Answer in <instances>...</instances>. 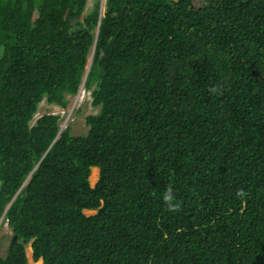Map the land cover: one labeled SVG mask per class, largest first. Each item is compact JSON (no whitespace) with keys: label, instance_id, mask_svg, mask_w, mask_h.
Wrapping results in <instances>:
<instances>
[{"label":"trees","instance_id":"1","mask_svg":"<svg viewBox=\"0 0 264 264\" xmlns=\"http://www.w3.org/2000/svg\"><path fill=\"white\" fill-rule=\"evenodd\" d=\"M87 1L0 0V264H264V0Z\"/></svg>","mask_w":264,"mask_h":264},{"label":"rangeland","instance_id":"2","mask_svg":"<svg viewBox=\"0 0 264 264\" xmlns=\"http://www.w3.org/2000/svg\"><path fill=\"white\" fill-rule=\"evenodd\" d=\"M101 11L104 10L105 0H98ZM97 0H88L84 13H87L91 10L93 5ZM68 105L65 109H61L55 105H51L42 101L38 110L34 115L33 120L30 124H33L34 121L43 114H55L60 117L59 128L64 130L66 127L70 129L71 134H82L87 130L85 125V117L90 114H95L97 110L91 106V97L90 93L86 92L82 87V90L74 96L67 97ZM93 186V185H90ZM85 215H93L95 211H84ZM11 231L6 225L3 218H0V256H3L7 250V247L11 240ZM26 256L29 264H34L31 258V249L29 246L25 248ZM42 262V261H41Z\"/></svg>","mask_w":264,"mask_h":264},{"label":"bare ground","instance_id":"3","mask_svg":"<svg viewBox=\"0 0 264 264\" xmlns=\"http://www.w3.org/2000/svg\"><path fill=\"white\" fill-rule=\"evenodd\" d=\"M98 179V169L97 168H93L90 171V175H89V184L90 185H94L96 183ZM85 211H90V210H85ZM85 213V212H84ZM34 264H42L41 260H38L37 262H33Z\"/></svg>","mask_w":264,"mask_h":264},{"label":"water","instance_id":"4","mask_svg":"<svg viewBox=\"0 0 264 264\" xmlns=\"http://www.w3.org/2000/svg\"><path fill=\"white\" fill-rule=\"evenodd\" d=\"M100 12H102V11H101V7H100ZM91 57H92V53H91V56H90L89 61H88V65H87L86 73H87V71H88V69H89V65H90V62H91ZM84 79H85V77H84ZM84 79H83V81H82V84L80 85V88H79L78 92H80V91L82 90ZM78 92H77V93H78ZM60 130H61V129H60ZM28 179H29V176H28V178L24 181L23 185L26 183V181H27ZM23 185H22V186H23ZM22 186H21V187H22ZM21 187L19 188V190L21 189ZM19 190L16 192V194L19 192ZM16 194H15V195H16ZM15 195H14V196H15ZM13 198H14V197H13ZM13 198H12V200H13ZM12 200H11V201H12ZM8 206H9V205H8ZM8 206L6 207V209L8 208ZM4 214H5V211L3 212V214H2V216H1L0 218H3V217H4Z\"/></svg>","mask_w":264,"mask_h":264},{"label":"clouds","instance_id":"5","mask_svg":"<svg viewBox=\"0 0 264 264\" xmlns=\"http://www.w3.org/2000/svg\"><path fill=\"white\" fill-rule=\"evenodd\" d=\"M164 198H165L166 200H167V199H169V197H168V196H165Z\"/></svg>","mask_w":264,"mask_h":264},{"label":"crops","instance_id":"6","mask_svg":"<svg viewBox=\"0 0 264 264\" xmlns=\"http://www.w3.org/2000/svg\"><path fill=\"white\" fill-rule=\"evenodd\" d=\"M91 169H93V168H91Z\"/></svg>","mask_w":264,"mask_h":264}]
</instances>
